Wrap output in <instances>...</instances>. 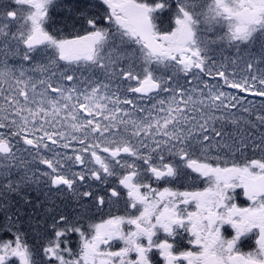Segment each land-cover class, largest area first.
<instances>
[{
    "label": "snow or ice",
    "instance_id": "1",
    "mask_svg": "<svg viewBox=\"0 0 264 264\" xmlns=\"http://www.w3.org/2000/svg\"><path fill=\"white\" fill-rule=\"evenodd\" d=\"M0 264H264V0H0Z\"/></svg>",
    "mask_w": 264,
    "mask_h": 264
}]
</instances>
